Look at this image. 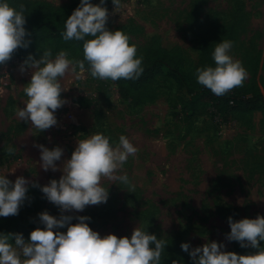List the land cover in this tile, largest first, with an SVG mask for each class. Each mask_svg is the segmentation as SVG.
Segmentation results:
<instances>
[{"label": "rangeland", "instance_id": "1", "mask_svg": "<svg viewBox=\"0 0 264 264\" xmlns=\"http://www.w3.org/2000/svg\"><path fill=\"white\" fill-rule=\"evenodd\" d=\"M108 10L107 26L129 34L141 55L159 42L181 50L195 74L204 42L217 44L235 27L231 55L248 72L242 85L249 83L256 66L258 84L264 76V0H121ZM23 61L0 65V174L13 181L22 175L30 185L35 181L42 186L61 177L63 161L71 157L78 139L99 131L118 142L123 134L138 149L116 174H127L129 184L102 177L110 191L108 201L65 214L90 216V227L101 235L130 237L141 226L158 238L178 237L192 247L220 241L227 251L233 247L226 238L228 218L264 214V112L222 127L208 106L196 117L184 118L187 95L171 80L160 83L157 102L133 108L112 81L78 69V78L71 72L60 78L65 90L61 97L67 102L56 110L58 123L40 132L17 116L28 100L24 88L32 74L30 68L21 72ZM38 144L64 149L58 170L40 166ZM37 187L25 213L35 216L47 210L59 217V207ZM254 251L246 247L247 254Z\"/></svg>", "mask_w": 264, "mask_h": 264}, {"label": "clouds", "instance_id": "2", "mask_svg": "<svg viewBox=\"0 0 264 264\" xmlns=\"http://www.w3.org/2000/svg\"><path fill=\"white\" fill-rule=\"evenodd\" d=\"M114 4L116 0H113ZM105 0H80L65 21L62 36L65 40L83 41L84 59L73 61L66 50L53 56L45 50L37 59L29 54L20 66L21 72L32 69L31 80L24 91L28 97L17 116L40 132L58 123L56 110L67 101L61 97L64 90L61 79L71 72L77 78L79 70L88 62L93 78L126 80L139 79L144 72L142 55H137V45L122 29L112 30L107 26L109 10ZM26 7H15L11 0H0V65L9 61L18 48H26ZM233 42L221 40L212 52L213 65L196 69L197 81L217 96H223L241 86L248 76L243 62L231 55ZM40 152V166L45 170H58L64 149L57 145L49 148L36 145ZM138 151L126 135L118 142L103 132H93L78 139L69 159L63 161L59 179H51L39 186L45 197L61 211L59 217L47 210L38 214L39 223L30 232V239L23 233L0 232V264H161L162 254L168 242L150 233L141 226L134 228L131 236L118 237L115 233L101 235L90 227L87 215H72L89 205L106 203L110 191L101 183L102 177L117 179L129 184L127 174L116 175L130 155ZM30 181L18 176L15 181L0 174V217L18 215L27 199ZM78 222L72 223L73 220ZM230 232L228 241H237L241 247L257 251L238 254L227 251L226 244L209 240L192 247L182 242L181 249L188 252L193 264H264V214L255 218H228ZM67 227L66 231H61ZM173 264H179L173 261Z\"/></svg>", "mask_w": 264, "mask_h": 264}, {"label": "trees", "instance_id": "3", "mask_svg": "<svg viewBox=\"0 0 264 264\" xmlns=\"http://www.w3.org/2000/svg\"><path fill=\"white\" fill-rule=\"evenodd\" d=\"M121 0H116V3ZM15 7L21 4L26 7V40L30 44L26 48H18L12 58L7 61L25 60L29 54L36 58L41 57L45 50H51L53 56L61 50L69 51L76 61L84 59L83 41L65 40L61 35L65 30V21L72 14L79 3L69 5H54L45 0H11ZM100 3V0H93ZM113 0H105L103 6L109 8ZM225 40L234 42L235 27H232ZM131 43H133L131 41ZM216 44L204 42L201 54V66L213 65L212 52ZM137 55H141L137 50ZM143 60L144 72L139 79H119L112 81L118 88L120 97L129 102L133 108H141L157 102L161 96L160 83L171 80L176 89L187 95L183 101L181 113L184 118L196 117L201 109L208 106L214 110L212 115L221 118L224 124L243 117H250L255 112H264V76L260 84L256 80L257 66L252 72L249 83L237 86L223 96H217L210 89L197 81L195 74L188 65L186 55L178 49H168L159 42H153L145 49ZM85 70L89 71L85 61ZM41 227L39 216H28L22 210L18 215L0 217V232L23 233L24 238L30 239V232ZM168 245L162 254L161 264H193L188 252L181 249V240L178 237L164 238ZM231 251L238 254H247L246 248L233 241Z\"/></svg>", "mask_w": 264, "mask_h": 264}, {"label": "crops", "instance_id": "4", "mask_svg": "<svg viewBox=\"0 0 264 264\" xmlns=\"http://www.w3.org/2000/svg\"><path fill=\"white\" fill-rule=\"evenodd\" d=\"M38 58H40V57H38ZM256 113H262V112H255V113H253V115ZM34 185H37V183L35 181H33L31 185H29V191L27 193V199L25 200L24 204L20 208V210H22L24 213H25V207L27 206V204H30L32 202V197H33L34 191H36V189H38V187L34 186ZM41 227H43L42 224H41Z\"/></svg>", "mask_w": 264, "mask_h": 264}, {"label": "built area", "instance_id": "5", "mask_svg": "<svg viewBox=\"0 0 264 264\" xmlns=\"http://www.w3.org/2000/svg\"><path fill=\"white\" fill-rule=\"evenodd\" d=\"M215 121L219 127H222L224 123L222 122L221 118L215 116Z\"/></svg>", "mask_w": 264, "mask_h": 264}]
</instances>
